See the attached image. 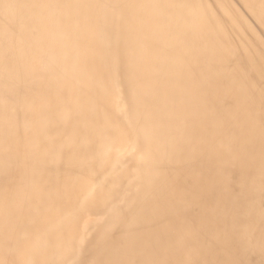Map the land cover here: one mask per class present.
<instances>
[{"label": "bare ground", "instance_id": "1", "mask_svg": "<svg viewBox=\"0 0 264 264\" xmlns=\"http://www.w3.org/2000/svg\"><path fill=\"white\" fill-rule=\"evenodd\" d=\"M0 264H264V0H0Z\"/></svg>", "mask_w": 264, "mask_h": 264}]
</instances>
